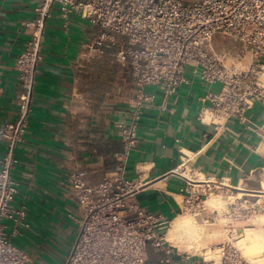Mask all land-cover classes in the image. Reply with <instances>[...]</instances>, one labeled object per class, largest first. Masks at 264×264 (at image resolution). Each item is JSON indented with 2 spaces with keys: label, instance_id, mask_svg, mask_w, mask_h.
<instances>
[{
  "label": "crops",
  "instance_id": "obj_1",
  "mask_svg": "<svg viewBox=\"0 0 264 264\" xmlns=\"http://www.w3.org/2000/svg\"><path fill=\"white\" fill-rule=\"evenodd\" d=\"M36 6L35 0H0V126L18 120L22 88L16 62L30 38L25 24ZM95 33L78 13L66 14L59 6L47 21L29 128L12 172L18 204L27 206L30 221L19 245L33 264H62L69 256L82 218L69 174L83 172L91 185L109 174L123 150L121 125L130 122L135 108L131 69L112 57L90 58L86 45ZM186 78L166 110L163 93L148 88L155 102L141 114L127 170L139 204L172 222L185 214L190 197L205 200L211 192L255 197L264 184V103L246 121L232 119L216 134L199 115L201 99L220 85H206L196 69ZM5 152L0 141V160ZM177 261L209 264L203 254H182Z\"/></svg>",
  "mask_w": 264,
  "mask_h": 264
},
{
  "label": "built area",
  "instance_id": "obj_2",
  "mask_svg": "<svg viewBox=\"0 0 264 264\" xmlns=\"http://www.w3.org/2000/svg\"><path fill=\"white\" fill-rule=\"evenodd\" d=\"M35 1V16L25 24L30 38L16 62L22 88L18 120L0 126V141L6 143L0 160V264H33L19 245L30 221L27 206L18 204L20 188L12 172L19 163L17 146L28 132L47 21L55 6L66 14L78 13L96 29L86 45L91 59L112 57L131 69L135 106L130 122L121 125L123 150L115 168L96 185L89 184L83 172L69 174L82 218L62 264H179L182 253L166 239L172 220L141 206L135 196L138 189L127 177L138 122L155 102L148 88L163 93L161 109L166 110L170 98L187 83V71L199 70L206 85H220L201 99V121L213 125L216 134L232 119L246 121L247 113L264 103V0ZM262 173L264 177V167ZM260 198L241 200L247 206L245 218L264 210ZM203 205L204 199L190 197L183 211L200 217ZM235 208L229 205L230 218ZM216 217L214 212L204 220ZM230 225L221 264H249L235 245L239 232Z\"/></svg>",
  "mask_w": 264,
  "mask_h": 264
},
{
  "label": "rangeland",
  "instance_id": "obj_3",
  "mask_svg": "<svg viewBox=\"0 0 264 264\" xmlns=\"http://www.w3.org/2000/svg\"><path fill=\"white\" fill-rule=\"evenodd\" d=\"M259 195L263 194L259 193L258 196L249 197L238 193L224 195L221 192H211L208 199L204 200L203 210L205 211L202 212V216L197 217L195 213L190 212L185 213L183 216L193 217V219H197V221L204 224V226L212 227L215 232L210 236H204V239H202V237V240L198 239L199 243L197 240H193L192 243L189 244V250H183L180 248H177V250L185 255L199 256L203 254L209 264H221L223 244L228 241V231L231 228L230 224L233 223L232 226H234V229L239 232V238L235 241V245L245 260L249 264H264V252H254L251 255L245 254V250L252 247L255 237L264 236V210L258 212L251 218H245L247 215V206L244 205V202L242 201L246 198H249L252 201L256 200L258 197H261ZM214 196L218 197L220 203L217 206L210 207L207 205L206 201ZM232 203L236 204V208L233 210L235 214L233 218L235 221H232L233 218H230L227 214L229 211V205ZM214 212L215 214H218L216 221L204 220V217L213 215ZM230 213L231 212H229V214ZM236 216L237 218H235Z\"/></svg>",
  "mask_w": 264,
  "mask_h": 264
},
{
  "label": "clouds",
  "instance_id": "obj_4",
  "mask_svg": "<svg viewBox=\"0 0 264 264\" xmlns=\"http://www.w3.org/2000/svg\"><path fill=\"white\" fill-rule=\"evenodd\" d=\"M192 226L193 221L190 218H177L169 226L166 234L167 241L177 248L189 250V244L195 238ZM254 252H264V236L255 237L252 247L245 250L246 255Z\"/></svg>",
  "mask_w": 264,
  "mask_h": 264
},
{
  "label": "bare ground",
  "instance_id": "obj_5",
  "mask_svg": "<svg viewBox=\"0 0 264 264\" xmlns=\"http://www.w3.org/2000/svg\"><path fill=\"white\" fill-rule=\"evenodd\" d=\"M263 81H264V75H263ZM207 205H209L210 207H214L217 206L220 203V200L218 199V197L214 196L212 198H210L208 201H206ZM177 218H183V219H187L190 218L193 221V232H194V236L195 238L193 240H200L202 237V239H204V236H210L212 235L214 229L212 227H208V226H204V224H202L201 222L197 221V219H193V217H189V216H179ZM177 218L174 220L176 221ZM201 239V240H202ZM206 239V238H205ZM196 243V241H195ZM199 243V241H198ZM177 248V247H176Z\"/></svg>",
  "mask_w": 264,
  "mask_h": 264
},
{
  "label": "trees",
  "instance_id": "obj_6",
  "mask_svg": "<svg viewBox=\"0 0 264 264\" xmlns=\"http://www.w3.org/2000/svg\"><path fill=\"white\" fill-rule=\"evenodd\" d=\"M94 65H95V67H96V65H98V64H94V63H93V66H94Z\"/></svg>",
  "mask_w": 264,
  "mask_h": 264
}]
</instances>
